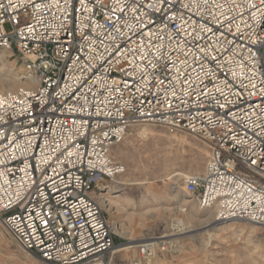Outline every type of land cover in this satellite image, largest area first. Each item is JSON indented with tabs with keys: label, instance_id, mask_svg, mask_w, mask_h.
Segmentation results:
<instances>
[{
	"label": "built area",
	"instance_id": "2783aa9c",
	"mask_svg": "<svg viewBox=\"0 0 264 264\" xmlns=\"http://www.w3.org/2000/svg\"><path fill=\"white\" fill-rule=\"evenodd\" d=\"M0 51L34 82L0 93V221L27 252L109 264L100 185L133 124L208 142L185 191L264 226V0H0ZM138 247L131 264L166 249Z\"/></svg>",
	"mask_w": 264,
	"mask_h": 264
},
{
	"label": "rangeland",
	"instance_id": "374dc122",
	"mask_svg": "<svg viewBox=\"0 0 264 264\" xmlns=\"http://www.w3.org/2000/svg\"><path fill=\"white\" fill-rule=\"evenodd\" d=\"M4 29L13 28L6 23ZM9 52L0 64V78L17 90L27 79L17 54ZM209 152L208 142L179 129L129 126L110 153L125 172L100 185L111 200L102 207L116 246L106 256L109 264H131L139 256V244L149 239L163 241L166 249H156L141 264H264V226L239 220L233 231L216 234L217 226L207 225V214L197 210L198 203L185 191L184 178L204 171ZM239 224L246 225L245 231L237 230ZM0 264L51 263L24 250L0 221Z\"/></svg>",
	"mask_w": 264,
	"mask_h": 264
},
{
	"label": "bare ground",
	"instance_id": "6f19581e",
	"mask_svg": "<svg viewBox=\"0 0 264 264\" xmlns=\"http://www.w3.org/2000/svg\"><path fill=\"white\" fill-rule=\"evenodd\" d=\"M8 53H10L9 51H0V64L1 63H4V62H7V56H8ZM9 63V62H8ZM14 83V82H13ZM24 83V82H23ZM34 82L30 81V80H27L23 86L24 87H31L33 85ZM0 85L2 88H0V93H7V92H13L15 91V88H14V85L12 84V82H8V80L4 79V78H0ZM176 175V174H174ZM171 178V177H170ZM172 179V178H171ZM120 184H123L122 182H120ZM121 188V187H120ZM102 189L103 191V188L100 187V190ZM113 193V192H112ZM111 193V194H112ZM117 193V192H116ZM117 198V197H120V195H112V198ZM187 200V199H186ZM98 201L100 202V205L105 206V207H109L110 204H111V200L109 198H106L105 197V193H100L99 194V199ZM183 202H188L189 201H183ZM183 204V203H182ZM204 210L205 214H207V217L205 218V220H207V225H215L217 226V229H216V234L220 233V232H229V231H233L235 229V225L234 223L239 221L238 219H229L227 221H215L214 217H212V214L214 216V208H200V207H197V210ZM193 210V209H192ZM204 220V221H205ZM245 223H248V224H254V223H251V222H248L246 220H243ZM206 226V225H205ZM246 225H238V228L237 230L240 231V232H243L245 231V227ZM251 228V227H250ZM138 245V244H137ZM136 245V246H137ZM130 247V246H129Z\"/></svg>",
	"mask_w": 264,
	"mask_h": 264
},
{
	"label": "crops",
	"instance_id": "0c3cea01",
	"mask_svg": "<svg viewBox=\"0 0 264 264\" xmlns=\"http://www.w3.org/2000/svg\"><path fill=\"white\" fill-rule=\"evenodd\" d=\"M115 146H116V145H115ZM115 146H113V147L111 148V150H110V153H112V151H113V148H114Z\"/></svg>",
	"mask_w": 264,
	"mask_h": 264
}]
</instances>
